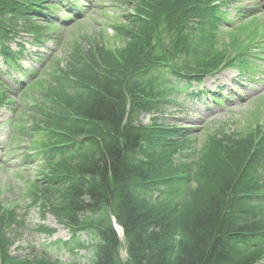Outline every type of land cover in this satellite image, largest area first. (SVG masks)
Wrapping results in <instances>:
<instances>
[{
  "label": "trees",
  "instance_id": "16d2710c",
  "mask_svg": "<svg viewBox=\"0 0 264 264\" xmlns=\"http://www.w3.org/2000/svg\"><path fill=\"white\" fill-rule=\"evenodd\" d=\"M44 1L0 0L5 63L21 56L8 47L19 34L35 42L47 34L38 19ZM210 2L141 0L115 27L120 48L75 46L66 68L52 71L47 113L36 122L45 126L50 189H37L33 203L44 200L42 210L71 229L75 247L90 251L89 264H264V145L219 143L194 164L174 157L175 129L139 123L170 102L169 76L199 78L226 62L214 47ZM5 99L0 89V104ZM111 216L124 233L125 262ZM23 227L0 206V264H31L11 256ZM81 231L91 237L87 247Z\"/></svg>",
  "mask_w": 264,
  "mask_h": 264
},
{
  "label": "rangeland",
  "instance_id": "374dc122",
  "mask_svg": "<svg viewBox=\"0 0 264 264\" xmlns=\"http://www.w3.org/2000/svg\"><path fill=\"white\" fill-rule=\"evenodd\" d=\"M140 1L74 0L69 2L72 10L66 4L65 7L59 5L52 15L54 28L42 47L32 46L30 38L21 40L26 50V57L21 60V68L29 73L32 71L38 73L33 78L38 82L34 84L33 89H28L29 95L24 94L26 98L18 87L20 81L24 82V79L8 71L0 59L1 78L9 86L6 95L9 102L0 108V200L3 205L14 206L19 215L26 214L25 228L15 237L11 248L14 257L30 258L34 253H40L51 261L57 259L60 264H88L89 254L86 250H74L76 254H72L69 248L59 245L60 242H67L70 239L71 233L66 227L58 224L51 215L42 218L38 208L29 210L26 208L28 201L24 197L25 190L31 182L45 184L46 181L41 179V171L45 164L44 156L38 153V149L33 150L34 142L19 133L17 124L29 127L32 120L30 117L38 116L33 108L41 98L43 89H46V83L41 81L50 79L49 74L51 75L54 64L61 69L66 65L75 46H80L85 52L102 41L107 47L120 48L122 39L115 38L113 26L124 24L122 21L127 15H133ZM54 2L49 1L47 5H54ZM78 11L82 14L77 15ZM221 11L225 13L230 23L221 22L220 31L223 33L248 22L247 31L252 28L259 32L264 31V0H223ZM237 32L245 34L243 28L237 29ZM222 37L224 38L222 43L227 44V35L223 34ZM260 37L259 35L254 38L252 35L248 40L240 42L239 46L233 47L232 51L238 52L240 46L249 49ZM259 44L264 47V42ZM11 46L13 50L17 49L14 44ZM248 52L249 50L246 53ZM250 57L253 59L252 63L247 58L245 60L247 66L248 64L249 67L255 66L253 73L246 76L237 69H231L224 72L228 73L230 81H223L220 78L224 74H218L206 78L201 84H191L188 88L190 94L182 90L174 104L166 105L160 115L142 116L141 123L149 126L155 117L158 119L157 123H163L183 133L189 132L190 139L193 140L191 146L196 150L208 142L210 135H218L220 138L224 135H246L250 130L254 134L259 127H264V56L255 48ZM258 57L263 59L258 60ZM240 61L238 58L236 63ZM38 83L41 84L37 85ZM26 85L27 83L23 87ZM216 90H220L216 92L220 99L219 105L201 94L203 91L214 93ZM13 136L20 137L22 142L14 143ZM187 154L190 153L180 152L179 158L185 159L182 156ZM25 155L30 158L26 159ZM197 157L198 155L195 159ZM195 159L192 156V160ZM39 225L56 229V232L53 236L47 237L36 231ZM79 239L87 242L88 237L80 233Z\"/></svg>",
  "mask_w": 264,
  "mask_h": 264
},
{
  "label": "bare ground",
  "instance_id": "6f19581e",
  "mask_svg": "<svg viewBox=\"0 0 264 264\" xmlns=\"http://www.w3.org/2000/svg\"><path fill=\"white\" fill-rule=\"evenodd\" d=\"M222 79L225 81H227V80H229V78H228V76H226V75H222Z\"/></svg>",
  "mask_w": 264,
  "mask_h": 264
}]
</instances>
